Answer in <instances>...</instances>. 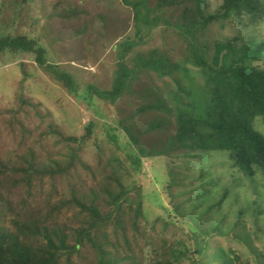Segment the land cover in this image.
<instances>
[{
  "label": "trees",
  "instance_id": "obj_1",
  "mask_svg": "<svg viewBox=\"0 0 264 264\" xmlns=\"http://www.w3.org/2000/svg\"><path fill=\"white\" fill-rule=\"evenodd\" d=\"M88 2L105 5L107 13H117L119 3L130 13L108 88L82 83L61 63L49 62L40 36L16 30L19 9L0 36V57L33 55L37 68L97 116L82 135L65 134L45 126L41 103L23 92L18 107L7 109V120L0 114V264H264L262 228L251 231L239 217L244 209L231 226L226 212L216 218L234 185L264 177V132L254 125L257 117L264 123V69L250 64L264 58V40L250 43L242 33L264 22V0H220L213 12L207 0ZM61 10L53 16L66 21L80 12ZM213 24H235L238 31L209 39ZM18 64L22 91L31 73L24 59ZM98 100L116 111L106 114ZM120 103L128 106L124 113ZM96 124L105 138L95 136ZM90 140L92 159L85 156ZM211 154L225 159L231 184L207 206L194 205L218 191L215 173L208 166V174L200 170L198 192L193 182L185 183L187 171L179 175L182 166L170 167L161 186L169 206L157 196L161 213L149 219L140 178L144 160L200 155L205 165ZM253 203L259 215L261 201Z\"/></svg>",
  "mask_w": 264,
  "mask_h": 264
},
{
  "label": "rangeland",
  "instance_id": "obj_2",
  "mask_svg": "<svg viewBox=\"0 0 264 264\" xmlns=\"http://www.w3.org/2000/svg\"><path fill=\"white\" fill-rule=\"evenodd\" d=\"M69 1L68 3L59 4L57 3L58 0H27L25 3H23V0H17L15 3L12 0H0V36L10 31L6 29V19L13 20L12 18H17V15L13 12L19 9L18 20L15 26L16 30L18 32H25L31 36H40L42 39L40 43H43L49 51V62L61 63L63 67L77 76L78 80L82 83H91L100 89L108 88L113 81L117 49L119 48L120 41L129 31V28L125 29L127 25H125L124 21L130 16V13L127 9H123L119 3H116L115 6L117 13L109 11L107 13L108 9L105 5L96 7V5L89 4L88 6V0ZM11 2L12 4L14 3L13 7L9 6ZM56 3L59 5L55 7ZM219 3L220 0H207L208 10L213 12L217 9ZM63 7L67 9L66 12L73 13L75 10L80 11L78 17H72L66 21L64 15L53 16L54 9L60 12ZM84 8H87L90 14L84 12ZM66 12L63 13L65 14ZM127 23L130 27L131 21H127ZM237 31L238 28L235 24L226 25L225 28L213 24L208 31V38L224 39V37L233 35ZM242 33L244 40H249L250 43L256 40H264V22L258 26L251 27L249 30L246 29ZM154 37L156 36L154 35ZM155 42H159V40L156 38L153 41L145 43L144 51L155 44ZM22 59L27 62L26 68L31 74L25 81L24 88L21 91L19 89L21 67L18 62ZM32 62L33 55L22 52L15 55L7 53L3 57H0V114L5 115L7 120L10 116L7 109L18 107L17 94L19 96L23 92L24 96L31 98L34 103H41V110L48 118L45 126L52 124L53 127L58 128L65 134L74 133L78 136L82 135L85 132L84 126L86 123L92 117H97L94 111L88 109L84 102H79L75 99L57 83L52 75L37 68ZM250 64L264 69V58L259 61H250ZM96 103L100 105L106 114L113 113L117 109L109 107L102 100H98ZM119 106L123 108L122 113H124V108H128L123 103H120ZM132 111L131 113H133ZM254 125L257 129L264 132V123L261 117L255 119ZM103 133V127L96 124L95 136L98 135V137L105 138V134L103 135ZM118 135L120 143L125 145L127 137L121 129ZM152 137V134H150L149 138ZM87 144L85 156L92 159L91 153L94 150L92 140L87 142ZM200 159L201 156L197 155L196 158H182L176 162H171L163 156L144 160V173L140 178L144 186L145 207L149 219L153 220L158 213H161L162 209L157 205L159 203L157 196L161 199L162 204L169 206L168 199L162 192L161 186L163 179L168 178L166 172L170 167L178 168L182 166L184 169L182 168L179 175L182 176L187 171L189 175L185 183L193 182L192 189H198V192H200L202 185L199 179L200 170L203 169L208 174V169H212L213 173H215L213 178L219 181L218 191L213 196H209V199L206 198V202L201 198L195 201L194 205L197 204L199 206L201 201H204L203 205L207 206L217 198L219 192L221 193L222 187L227 183L231 184V169L225 163V159L221 154H211V161L205 165ZM181 161L184 162L182 163ZM189 165L191 168L189 167L188 170L187 167ZM206 166H208V169ZM234 175L237 178L241 176L236 171ZM242 182L243 184L241 185H234L235 188L232 189V193L229 195L222 213L219 212L216 218L221 217L223 212H226V214H229L228 226H231L235 223L239 210L241 208L244 209L246 213L241 214L239 217L249 222L251 231L262 228V233L259 236L261 239L260 243L264 248V177L256 175L254 178H247V181L243 179ZM257 197L261 201L262 211L259 215L254 212L255 205L253 200L257 199ZM190 205L186 208L187 211L192 209ZM200 215L202 216V213L198 217ZM213 222L211 223L213 224ZM207 224H210V222ZM223 244H228L227 240L223 239ZM239 246L242 247L241 245Z\"/></svg>",
  "mask_w": 264,
  "mask_h": 264
}]
</instances>
